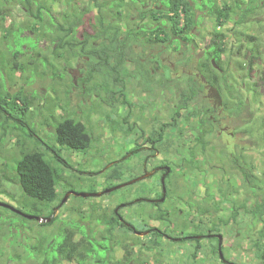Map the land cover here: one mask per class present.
Masks as SVG:
<instances>
[{"label":"rangeland","instance_id":"374dc122","mask_svg":"<svg viewBox=\"0 0 264 264\" xmlns=\"http://www.w3.org/2000/svg\"><path fill=\"white\" fill-rule=\"evenodd\" d=\"M125 1L121 14L109 10L111 0H47L50 14L47 10L42 11L46 30L56 28L51 25L52 18L64 30L68 27L64 14L73 15L75 20L82 18L76 38L84 40L89 37V42L99 48L101 39H94V36L111 24L121 26L122 34L128 28L137 34L138 42L133 44L132 58L122 69L124 79L119 84L110 79V71L103 70V65L96 59L82 54L79 47L60 50L42 34L36 35L31 28L34 17L23 10V5H12L7 20L0 25V85L8 88L12 95H22L29 103L28 122L41 139V142L37 141L54 145L55 127L67 118L82 122L92 136V144L86 152L62 150L71 168L63 170L61 167L62 181L57 184L60 198L55 203L61 208L56 209L54 205L42 211L40 216L48 219L54 210V217L59 220L53 226L42 228L35 220L0 208V264H35L33 258L24 259L28 248L43 237L49 240L54 237L56 244L62 242L64 236L58 234L65 228L75 233L76 241L82 239V234L70 228L83 227L101 239L105 235V226L92 217L111 216L116 208L129 225H136L142 233L149 229H166L163 219L175 223L194 221L188 233H193L199 225L211 228L216 222L219 233L215 234L221 235L223 241L220 247L218 242L204 240V250L195 260L190 255L194 243L182 242L177 236L174 242L165 239L159 251L152 246V234L142 237L121 227L115 233V249L111 254L115 263L125 261L124 245L127 244L133 248V258L140 255L150 264H263L259 250L264 252V219L258 220L250 212L264 201V7L256 8L246 22L238 24L241 13L237 4L247 6L241 0H193L191 5L196 24L192 33L186 32L173 42L161 45L155 44V37L151 34L155 23H142L139 19L143 4L152 3ZM225 4L234 11L230 19L219 26L214 14ZM100 6L106 7L102 10L108 18L104 25L97 23ZM165 28L170 31L168 26ZM11 34H18L26 40L19 58L26 71L5 75L7 64L3 56L9 59L12 56L2 53L8 43L14 42ZM216 34H222L220 42L215 39ZM249 37L255 40L251 41ZM187 38L190 41L185 40ZM214 42L224 49L218 64L215 60L205 59ZM257 48L259 55L252 56V51ZM160 51L162 57L167 58L164 66L154 58ZM140 61L144 64H139ZM211 61L221 67L223 75L215 67L213 70L209 66L206 71L204 63ZM150 64L154 65L155 71ZM171 65L175 67L173 73L169 70ZM158 67L163 73L156 71ZM77 69L78 84L74 87L73 74ZM212 72L219 78L225 77L233 86L232 91L226 88L221 96L223 107L218 113L204 98L207 91L200 82V77L206 79L204 74ZM196 75L199 76V88L195 90L197 97L190 108L197 111L202 107L204 112L212 115L218 121L215 133L201 142L196 118L188 112L182 120L184 129L169 130L166 142L157 147L159 155H154L149 162L151 167L163 161L171 171L174 170L170 186L174 197L166 204L165 198L159 207L142 200L158 198L160 201L162 195L160 190L156 191L158 177L105 194L109 189L139 179L136 177L143 173L140 161L155 154L146 148V137L161 123H173L179 95L188 88L189 79ZM122 87L124 98L119 95ZM109 90L118 93L119 104L113 102ZM241 100L246 101V105L237 107ZM227 101L229 103L225 105ZM124 119L129 125H136L133 131L115 129V123L121 126ZM23 148L30 151L44 149L43 145L39 146L21 132L10 130L4 145L0 146V202L33 215L34 212L28 209L32 201L23 194L14 175ZM133 150L137 151L128 156ZM47 158L51 159V155L47 154ZM234 159L246 168L251 183L245 181ZM69 192L103 195L88 198L72 195L63 203ZM193 197L198 206L211 209L214 216L201 217L188 212L186 205L193 202ZM216 202H220L218 211L213 210ZM169 235L174 236L173 233ZM256 242L258 249L254 247ZM137 243L145 245L142 252L139 246H135ZM220 250L223 260L219 257ZM17 256L21 259L18 260ZM63 264L76 262L65 261Z\"/></svg>","mask_w":264,"mask_h":264},{"label":"trees","instance_id":"16d2710c","mask_svg":"<svg viewBox=\"0 0 264 264\" xmlns=\"http://www.w3.org/2000/svg\"><path fill=\"white\" fill-rule=\"evenodd\" d=\"M93 1V0H89ZM134 3H152V5L143 4V7L139 11V19L142 23L146 21H151L155 23V27L151 30V34L155 39V43H166L173 42L175 38L182 37L186 32L192 33L193 26L196 24L195 15L193 13V7L191 3L193 0H130ZM242 3L247 4L246 7L237 4V8L240 11V18L238 24H242L248 20L250 14L259 8L264 7V0H241ZM23 5V10L32 14L34 17V23H32L31 28L35 31L36 35L42 34L44 38H48L51 44H57V49H71L73 47L80 48L82 54H85L90 59H96L100 64L103 65V70L110 71V79H112L116 84L123 82L121 77V71L132 58V48L133 44L138 42L137 34L133 33L131 29L122 34L121 26H116L111 24L105 31H100L94 39H101L102 46L96 47L93 43H90L89 37L84 40L76 38V32L80 25H82V18L75 20L72 19L73 15L64 14L63 18L68 22V27L66 30L63 29L60 23L55 24L54 18L50 20L51 25L56 27L53 29H44V21L42 22V11L47 10L50 14V9L46 6L47 0H0V25L7 20L9 16V10L12 5ZM107 3V2H106ZM112 3L109 6L111 12L118 14L122 13L124 8L125 0H111ZM160 3V5H157ZM209 3H214L209 1ZM239 3V2H236ZM212 6V5H211ZM106 9L105 6L99 7V17L97 23L99 25H104L105 21L108 19L107 16L103 15L102 10ZM257 8V9H256ZM234 9L225 4L224 8L217 10L215 12V17L218 20L219 26H223L231 17V13ZM164 21V22H163ZM166 26L170 31L165 30ZM139 32V29L137 30ZM135 31V32H136ZM64 32V34H62ZM163 35V37H162ZM13 36L14 42L8 43L6 45V51L4 54H11L12 59L3 56L6 62L7 69H4L5 75L13 74L15 71L25 72V68L19 62L20 55H22L23 45L26 40L21 38L20 35L16 34ZM15 37V38H14ZM162 37V38H161ZM9 38V37H6ZM215 39H223L222 34H216ZM251 41L255 40L249 37ZM39 40V39H37ZM190 41L189 38L185 39ZM153 44V43H152ZM90 47V49H87ZM211 52L205 54L206 61L215 60L219 63V58L221 52H224L222 45H217L216 42L210 47ZM258 54L259 50L257 48L252 51V56ZM257 55V56H258ZM133 60V59H132ZM139 64H144L142 61ZM205 64L206 71L208 67H212L214 70L213 61L209 64ZM221 68V67H220ZM8 74V75H9ZM222 74V73H221ZM223 75V74H222ZM142 77L145 79L144 75ZM204 77L209 85L216 88L221 95L224 94L225 89L229 91L233 90L225 77L219 78L215 73H205ZM264 79V78H263ZM81 81H85L81 80ZM198 81V82H197ZM223 81V82H222ZM200 82H202L200 80ZM199 80L195 78L189 79V86L187 89L180 93L179 103L175 109V115L173 116L171 124L163 123L161 126V131L155 132L150 139L152 144L163 145L168 136L169 130H180L184 129L182 123L183 118L186 113L191 112V116L199 118L196 124V130L199 131L201 142H205L206 139L215 133L216 124L213 119H209L208 113L204 112L202 107L196 110H191L190 106L196 100L195 90L199 88ZM73 86L76 85L73 83ZM90 90V89H89ZM253 93L257 94V91L252 88ZM112 95L113 102L118 103L120 99L116 96L118 93L109 90ZM124 91L119 92V95L124 97ZM236 98V97H235ZM229 101L225 105H227ZM246 105V101H239L236 106ZM237 106V107H238ZM30 105L26 99L19 94H10L9 89L4 85H0V129L2 133L0 135V146L4 145L6 139V134L12 131H19L23 136L35 140L39 146L43 145V150H23L21 151V158L17 162L16 169L14 168V175L16 182L23 191V194L31 199L32 202L28 204V209H31L34 216H41V212L47 210L55 205L59 200L60 194L57 190V184L62 181V170L70 169V165L67 160L63 157L62 150L72 151L74 153L86 152L92 144V136L86 129L85 125L76 121L74 118H67L64 121L57 123L55 127V144H45L44 142L39 143L37 139L41 142L40 137L37 135L36 131L29 124L28 115ZM128 120L124 119L123 125H114L115 129H128L133 131L135 126H130L128 128ZM124 132V131H123ZM47 154L51 155V159L47 158ZM124 160V159H123ZM122 160V161H123ZM17 161V160H16ZM15 161V162H16ZM120 161V162H122ZM234 164L242 172L246 182L251 183V176L248 174L245 167L240 165L238 159H234ZM173 169L166 183L167 186V197L166 202L172 199L171 196V177ZM4 193V191H1ZM6 194V193H5ZM225 196V195H224ZM225 199L224 201H226ZM220 202L214 204L213 210L218 211ZM56 209L61 208V205H55ZM188 212L197 213L198 216L206 217V215L212 217L214 216L211 209L207 207L201 208L198 206L197 201L193 197V202H188L186 205ZM159 207V205H158ZM254 218L263 221L264 219V201L256 205L250 212ZM55 215L54 210L48 215L51 218ZM120 217L124 218L120 213ZM23 218V217H22ZM96 221L105 226V235L101 239H97L94 233L88 232L85 228L78 227L70 228L72 230L79 231L82 234V239L79 241L75 240V233H72L68 228L62 229L60 236H64L62 242L56 244V239L54 237L49 240L43 237L39 242L33 246H29L28 253L26 251L25 260H30L33 258L35 264H63L67 262H76V264H150L147 260H143L140 255L133 258L132 250L129 248L130 245L125 244V251L127 255L125 256V261L114 262L112 261L113 253L115 247V233L121 227L129 233L139 232V227L132 224L131 229L127 225L120 222V218L114 211L111 216L106 214L98 215L97 217H92ZM162 220V218L160 217ZM59 219L53 217L50 223L39 224L42 228H47L53 226ZM163 223L166 224V229L162 230L159 228L154 229L152 246L155 249L163 248V241L165 239L175 241L177 236L181 238L182 242L194 243V249L190 253L192 259H197L199 254L204 250L203 241L208 240L210 242H218V239L214 237L215 233H219L218 225L216 222L213 223L211 228L201 227L200 225L196 227L193 233H188V230L194 225V221H184L180 223H175L173 220L163 219ZM173 233L174 236L169 235ZM198 237H201L200 239ZM139 246L140 252L143 251L145 245L135 244ZM133 246V247H135ZM258 243L254 244V247L258 249ZM131 247V246H130ZM260 251L261 259L264 260V252ZM28 254L30 257H28ZM220 257V255H219ZM18 260L21 259L17 256ZM221 258V257H220ZM264 264V262H263Z\"/></svg>","mask_w":264,"mask_h":264},{"label":"flooded vegetation","instance_id":"af4514ba","mask_svg":"<svg viewBox=\"0 0 264 264\" xmlns=\"http://www.w3.org/2000/svg\"><path fill=\"white\" fill-rule=\"evenodd\" d=\"M162 38V37H161ZM155 44H161L162 45V42L161 43H155ZM163 51V50H162ZM162 51H160L159 53L160 54H157V55H155V59L156 60H158V62L161 64V66H164L165 64H166V62H167V58H163L162 57ZM213 63H214V61H213ZM152 67V70L153 71H155L153 68H154V65L153 64H150V68ZM214 67L220 72V73H222V69H220V67H216L215 66V63H214ZM170 72H174L175 71V67H174V65H171L170 66ZM156 71L157 72H162L163 73V71H161L160 70V68L158 67L157 69H156ZM198 75H196V77H195V79H197L198 80ZM200 80L204 83V86H205V88H206V91H207V95L206 96H204V98L207 100V101H209L210 102V104L212 105V107L214 108V112L215 113H218L219 112V110H222V107H223V105L222 106H219L217 103H216V100L215 99H213V98H210L209 97V89L212 87L211 85H209L208 84V82L206 81V79H204L203 77H200ZM123 88L124 87H122V89L120 90V92L121 91H124L123 90ZM125 93V92H124ZM221 95V94H220ZM222 96V95H221ZM122 98H124V97H122ZM115 103V102H114ZM120 102H118V103H115V104H119ZM125 104H127L126 103V101H125ZM178 106V104L176 105V107ZM126 107V106H125ZM127 107H129V105L127 106ZM176 109V108H175ZM117 110V109H116ZM209 115V119L211 118V119H213V122L216 124H218V121L212 116V115H210V114H208ZM199 120V118H196V121H198ZM127 124H128V126H131V125H129V121L127 122ZM162 124L163 123H161L159 126H157V127H154L152 130H151V132L149 133V135L146 137V139H145V142H146V144L148 145V147H146L150 152H152V153H155V154H151V155H149L146 159H143V160H141L140 161V167L142 168V171H143V173H142V175H140V176H137L136 178H142V177H144V179L143 180H148V179H152V178H154V177H158V187H156V191H159L160 190V193H161V195H162V198L161 199H163L164 198V194H163V179L165 180V185H166V183H167V181H168V179H169V176H170V174H171V168L170 167H168V166H166V165H164V163H163V161L160 163V164H158V163H156V164H153V163H151V164H153L151 167H149V162H150V159H152L153 157H154V155L156 156V155H159V150H158V145H161V144H152V143H150V139H151V136L155 133V132H158V131H161V126H162ZM133 126H136V125H133ZM128 129H126V131H127ZM128 131H131V130H128ZM220 133H221V131H220ZM137 150H133V151H130L129 152V154H128V156H130V155H134L135 154V152H136ZM128 156H126V157H128ZM166 168H170V173H167V171H166ZM167 187V186H166ZM161 199H160V201H161ZM142 200H144V202H148V203H150V204H152V205H154L155 207H157L158 205H160L161 203H163V202H160L159 201V199L158 198H155V199H151V198H149V199H142ZM164 202H165V200H164ZM131 202H129V204H130ZM115 212H116V214L118 215V217L120 218V222L121 223H123V224H125V225H127L128 224V222L124 219V218H122V217H120L119 215H120V211H119V208H116L115 209ZM121 218L123 219V221H121ZM128 226V225H127ZM131 225L130 226H128V228H130L131 229ZM146 232H148L149 234H153V232H155L154 231V229H149V230H147ZM217 235H214V237H216ZM216 239H217V237H216Z\"/></svg>","mask_w":264,"mask_h":264},{"label":"water","instance_id":"95a60500","mask_svg":"<svg viewBox=\"0 0 264 264\" xmlns=\"http://www.w3.org/2000/svg\"><path fill=\"white\" fill-rule=\"evenodd\" d=\"M78 72H79V70L77 69V70L75 71V74H73V80H74V84H75L76 86H77V84H78V78H77V73H78ZM209 97L215 99V100H216V103H217L219 106H222V105H223V99H222V97H221L219 91H218L216 88L211 87V88L209 89ZM166 171H167V173H170V168H166ZM143 179H144V177L139 178V179H137V180H134V181H132L131 183H128V184H126V185H123V186H119V187H115V188L109 189V190L105 191V194L113 193V192H115V191H117V190H119V189H121V188H124V187L130 186V185H132V184H134V183H136V182H138V181H141V180H143ZM162 182H163V194H164V198L161 199L160 202H164V200H165V198H166V195H167V187H166V185H165V180L163 179ZM72 195H73V196L80 197V198H88V197H90V196L100 197V196H102L103 194L89 195V194H77V193H75V192H69L68 195L66 196V198L64 199V202H63V203H66V201L68 200V198H69L70 196H72ZM62 205H63V204H62ZM0 208L8 209V210H10L11 212H13V213L16 214V215H19V216H21V217H23V218H25V219H28V220H35V221L39 222L40 224L50 223V222L52 221V218L54 217V216H53V217L48 218V219H43V218H41V217H39V216H34V215L24 214L23 212H21L20 210L14 208L13 206L8 205V204H5V203H2V202H0ZM121 221H123L122 218H121ZM127 225L130 226L129 224H127ZM136 234H137L138 236H142V237H144V236L148 235L149 233H148V232H145V233H142V232H136ZM216 237H217V239H218V241H219V246L221 247V245H222V241H223V237H222L221 235H217ZM198 238L200 239L201 237H198ZM220 257H221L222 260L224 259V256H223V253H222L221 250H220Z\"/></svg>","mask_w":264,"mask_h":264}]
</instances>
